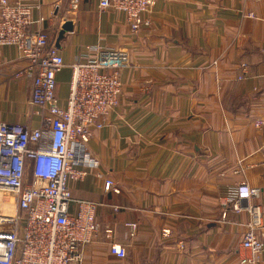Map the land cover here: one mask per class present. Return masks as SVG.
Segmentation results:
<instances>
[{"label": "crops", "instance_id": "crops-1", "mask_svg": "<svg viewBox=\"0 0 264 264\" xmlns=\"http://www.w3.org/2000/svg\"><path fill=\"white\" fill-rule=\"evenodd\" d=\"M10 1L32 8L31 31H45L64 59L61 106L87 49L129 55L119 104L87 144L97 167L70 185L74 200L98 205L84 264H241L251 217L224 204L230 187L259 189L264 227V129L254 126L264 118V0H157L137 35L123 14L99 13L98 0H79L76 14L71 0ZM24 67L15 48L0 47V123L37 129L33 81L16 78ZM6 199L0 213L14 211Z\"/></svg>", "mask_w": 264, "mask_h": 264}, {"label": "built area", "instance_id": "built-area-1", "mask_svg": "<svg viewBox=\"0 0 264 264\" xmlns=\"http://www.w3.org/2000/svg\"><path fill=\"white\" fill-rule=\"evenodd\" d=\"M156 1L98 0V12L123 14L131 33L137 35L151 26L147 16ZM78 3L70 1L72 14ZM34 24L30 6L0 0V47L15 48L26 62L16 78L32 79L31 105L41 115L37 129L0 123V192L9 195L5 197L14 208L11 213H0V264H84L85 248L99 232L98 205L74 200L70 185L82 183L97 167L87 144L119 104L120 71L130 67L129 55L87 49L70 65L69 94L61 106L57 76L66 65L60 51L49 46L45 31H31ZM216 66L214 61L211 67ZM254 126L264 129V118L256 119ZM262 155L264 169V150ZM112 188L113 182L107 181L105 190ZM260 198L261 191L246 183L230 187L226 194L225 208L251 217L240 245L239 252L246 253L241 264H260L264 255L262 207L253 204ZM106 235L110 238L111 231ZM109 250L118 259L127 257L124 246L112 243Z\"/></svg>", "mask_w": 264, "mask_h": 264}, {"label": "rangeland", "instance_id": "rangeland-1", "mask_svg": "<svg viewBox=\"0 0 264 264\" xmlns=\"http://www.w3.org/2000/svg\"><path fill=\"white\" fill-rule=\"evenodd\" d=\"M0 196H1V197H5V196H6V197H9V195H8L7 193H4V192H2V193L0 192ZM6 197H5V198H6Z\"/></svg>", "mask_w": 264, "mask_h": 264}, {"label": "water", "instance_id": "water-1", "mask_svg": "<svg viewBox=\"0 0 264 264\" xmlns=\"http://www.w3.org/2000/svg\"><path fill=\"white\" fill-rule=\"evenodd\" d=\"M65 31H68V30H67V29H64V32H65Z\"/></svg>", "mask_w": 264, "mask_h": 264}]
</instances>
